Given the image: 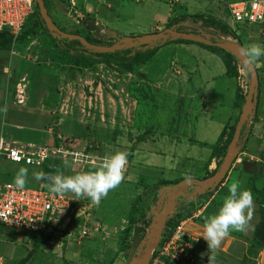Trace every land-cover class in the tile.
<instances>
[{
  "label": "crops",
  "instance_id": "crops-1",
  "mask_svg": "<svg viewBox=\"0 0 264 264\" xmlns=\"http://www.w3.org/2000/svg\"><path fill=\"white\" fill-rule=\"evenodd\" d=\"M236 1L226 0L227 4ZM260 28L264 29V25ZM254 32L259 40L260 29ZM191 39L212 45V42ZM163 47H166V56L171 53L169 62L179 70L177 76L171 77L172 68L167 65L168 62L160 71H149L152 67H147L148 71L143 70L147 78L148 73L159 78L157 85L153 86L141 80L148 84L146 94L155 95L154 101H142L145 105L134 114L133 127L129 128L131 136L127 137L124 145L115 148L113 142L110 149L103 147L99 156L86 155V163L74 160V153L83 154L76 151L78 145H51L52 140L45 137L50 132L45 129L49 114L17 104L19 101H15L12 95L11 69L7 68L5 59L0 60V109L7 107L6 116L0 112V136L18 145L54 146L62 153L45 159L39 165H22L28 169L26 185L32 187L47 183L34 178L33 173L39 171L55 174L60 169L65 175H74L95 169L103 157L116 151L130 153L125 179L117 188L110 190L99 204L88 198L76 200L74 194L66 193L63 196L68 200V207L51 213L47 233L22 236L10 228L2 229L3 232L0 230V252L4 255L5 264H128L132 250L134 257L146 246L153 220L168 201L165 189L185 182L186 176L193 178L192 184L182 189L186 196L176 198L174 214L166 223L184 220L185 228L202 239V246L196 252L201 257H240L251 245L260 217L259 204H264L257 202L263 194L259 185L252 192L254 225L250 229L232 231L220 248L209 254L203 238V224L205 217L217 213L229 194L228 186L233 180L241 181L242 190L248 188L243 183L252 171L246 170L248 166L243 163L249 162L251 167L264 149V85L258 99L251 102L250 112L245 113L247 101L241 105L235 101L236 77L226 74V68L217 55L196 44L171 43ZM20 112L29 118L32 137L39 142L21 139L22 133L19 132H23L24 128L20 120L25 116ZM34 112L42 114L35 116ZM252 114L254 120L251 119ZM242 115L244 120L235 145L236 157L230 170L215 188L196 193L191 198L195 187L193 183L211 179L220 169L227 149L225 153L212 156L213 149L219 143L223 130L226 129V135L222 143L226 141L230 127L235 130ZM31 118L40 122L35 123ZM248 122L254 127H248L251 131L245 134ZM65 160L69 161L68 167H64ZM1 164L11 167L13 179L21 168L5 158H0ZM165 227L166 224L163 231ZM156 248L149 264L162 263L154 256Z\"/></svg>",
  "mask_w": 264,
  "mask_h": 264
},
{
  "label": "rangeland",
  "instance_id": "rangeland-1",
  "mask_svg": "<svg viewBox=\"0 0 264 264\" xmlns=\"http://www.w3.org/2000/svg\"><path fill=\"white\" fill-rule=\"evenodd\" d=\"M43 3L48 16L61 32L79 35L93 46L78 40L64 45L56 41L57 35L48 31L39 18L38 7L15 41L9 35L0 34V60L5 59L7 68L11 69L14 100L20 101L17 104L25 108H37L49 114L45 129L50 131V136L46 134L45 137L52 140L51 145H78L77 152L94 154V157L103 153V147L110 149L113 142L115 148L124 145L127 137L131 136L129 128L133 127L134 114L145 105L142 101H154L155 98L154 94H146L148 84L141 80L153 86L157 85L159 78L150 73L147 78L142 71L147 67H152L149 71H160L168 62L172 68L171 77L177 76L179 70L169 62L171 53L166 56V47H161L174 43L180 37L196 38L227 48L226 52L235 59L237 104L247 101L251 90L252 101H256L263 88L262 58L257 66L247 70L242 63L240 49L251 43L264 46V42L255 37L257 27L240 28L230 21L226 0H184L180 7L169 6L163 1L136 3L133 0H74L72 3L43 0ZM168 24L170 26L166 28ZM158 33L164 36L155 39ZM155 48L158 52L148 65L135 66L132 72L126 70L133 59H141L147 51ZM231 82L234 83L233 80ZM20 114L25 116L24 112ZM41 114L33 113L35 116ZM20 122L24 128L19 132L22 133L21 139L39 142L32 137L29 118L25 116ZM248 127H254V124H245V134L251 131ZM233 131L234 127H230L228 135ZM217 152L221 153L220 149ZM247 168L252 172L243 184L248 185L251 192L259 185L263 199L257 202L264 203V149L254 159V164ZM12 176L11 167L1 164L0 181L12 182ZM253 219L254 216L248 223L249 229L254 225ZM11 231L22 236L32 235L20 229ZM257 242L258 246L251 251L245 244L248 251L246 248L240 257L208 260V257L196 254L189 260L165 257L160 260L161 264H264V235L258 236Z\"/></svg>",
  "mask_w": 264,
  "mask_h": 264
},
{
  "label": "built area",
  "instance_id": "built-area-1",
  "mask_svg": "<svg viewBox=\"0 0 264 264\" xmlns=\"http://www.w3.org/2000/svg\"><path fill=\"white\" fill-rule=\"evenodd\" d=\"M72 3L74 0H67ZM136 3L144 1H163L169 6H181L184 0H133ZM36 9L35 0H0V34L9 35L13 41L21 34L28 18ZM230 21L244 28L258 27L262 42H264V0H238L227 4ZM264 67V58H262ZM20 102V101H19ZM54 146H35L33 144H15L0 136V158H5L14 164L39 165L45 159L61 155ZM74 160L86 163L84 154H73ZM68 200L60 194L51 192L44 185L17 188L14 182L0 181V230L4 228L45 234L49 228V217L55 210H66ZM185 221H179L161 236L155 254L158 258L171 260H189L196 255L202 239L190 233L184 226ZM167 236V234H169ZM85 234V233H84ZM0 264H5L4 255L0 252Z\"/></svg>",
  "mask_w": 264,
  "mask_h": 264
},
{
  "label": "clouds",
  "instance_id": "clouds-1",
  "mask_svg": "<svg viewBox=\"0 0 264 264\" xmlns=\"http://www.w3.org/2000/svg\"><path fill=\"white\" fill-rule=\"evenodd\" d=\"M242 63L247 70L258 65L261 58H264V46L259 43H251L240 49ZM5 116L7 107L0 109ZM130 153L127 151H116L112 155L105 156L95 169L78 172L74 175H65L60 169L55 174L39 171L33 173L37 181H46L44 184L51 192L64 195L72 193L76 200L88 198L93 203L99 204L102 198L106 197L110 190L117 188L125 179V173L129 164ZM80 154H77L79 158ZM64 167L69 166V161L63 162ZM28 178V169H18L14 184L23 190ZM191 176L185 177V182L192 183ZM228 195L216 214L204 218V235L207 242L208 253L220 248L222 242L232 231H245L253 216L254 197L250 190L241 187V181L235 179L228 186ZM214 259L208 255V260Z\"/></svg>",
  "mask_w": 264,
  "mask_h": 264
},
{
  "label": "water",
  "instance_id": "water-1",
  "mask_svg": "<svg viewBox=\"0 0 264 264\" xmlns=\"http://www.w3.org/2000/svg\"><path fill=\"white\" fill-rule=\"evenodd\" d=\"M35 1H36V7H38V10L40 12V17L44 21L47 30L50 31L53 35H57L58 39L65 38L69 41L78 40L81 43L89 47H93L89 45L83 37L79 35H73V34H67V33L61 32L57 28L55 23L52 21V19L48 16L47 10L44 7L43 0H35ZM163 36H164L163 33H158L157 35H155V39L161 38ZM210 44L217 45L215 43H210ZM251 95H252V90L250 91L249 98L247 99V109L245 113H249L251 110V102H252ZM243 120H244V115L240 117V119L238 120V123L236 124L234 133L227 147V151L224 156L223 163L220 169L218 170L216 174L213 175L211 179L206 180V181H198L197 183L194 182L193 184H195V187L191 195V198H193L194 194L196 193L205 192L208 189L215 188L220 183V181L224 179V177L230 170L233 164V161L235 160V157H236L235 145L238 140L239 129H240V125L243 122ZM243 164L246 167L250 165L249 162H244ZM187 185L188 183L181 182V183L174 185L171 188L165 189V197L168 198V201L164 209L159 214H157L155 219L153 220V224L148 231L147 242L145 243L146 246L142 250V252H139L138 255H135L134 257H132L134 253V249H133L130 257L128 258V264H149V261L151 258L150 256L153 250L157 247L161 239L163 228L167 220L174 214L175 200L179 196H183V197L186 196L185 193H182V189Z\"/></svg>",
  "mask_w": 264,
  "mask_h": 264
},
{
  "label": "trees",
  "instance_id": "trees-1",
  "mask_svg": "<svg viewBox=\"0 0 264 264\" xmlns=\"http://www.w3.org/2000/svg\"><path fill=\"white\" fill-rule=\"evenodd\" d=\"M35 11H36V9H35ZM39 18L41 19V17H39ZM169 26L170 25L168 24L166 28H169ZM24 28H25V25H24ZM55 40L58 41L59 43H61L62 45L71 42V41H68V40L66 41V39H64V38L55 39ZM174 43L196 44V45H199L200 47H203V48L213 52L215 55H217L220 58V60L224 64V66L226 68V74L228 76L237 77V71H236V67H235V59L230 53L226 52L224 47L217 46V45H206V44H203V43H200V42L193 41L191 39H184L183 37H180L179 39L174 41ZM156 50H157V48L147 51L145 53L146 55L143 58H141V59H133V61H131V63L129 65H127L126 70L128 72H132L133 71V67L139 66V65H143V64L147 63L155 55ZM225 135H226V129H224L223 132L221 133V135L219 137V143L213 149L212 156L220 155L222 152L225 153V151L227 149V146H228V144H229V142H230V140L232 138L233 133L228 135L226 141L224 143H222V139L225 137ZM219 149H220L221 153L217 152V150H219ZM168 184H173V183H168ZM211 191H213V190H211ZM259 214H260L259 215L260 216L259 217V222L256 225V228L254 230V235H253V239L251 241V245L249 247V251L254 249V246H258L259 242H257V237L258 236L262 237L264 235V204H259ZM178 222L169 223L168 226H167V230L170 229V228H173L175 225L178 224ZM167 230H166V232H167ZM169 235H170V233L167 234V236H169Z\"/></svg>",
  "mask_w": 264,
  "mask_h": 264
}]
</instances>
